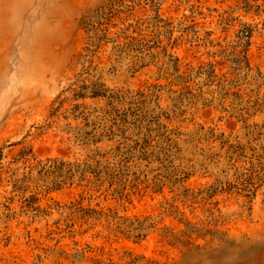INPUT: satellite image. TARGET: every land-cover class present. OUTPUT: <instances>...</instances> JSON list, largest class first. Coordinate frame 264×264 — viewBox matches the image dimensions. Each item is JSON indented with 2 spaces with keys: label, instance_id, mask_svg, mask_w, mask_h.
<instances>
[{
  "label": "rangeland",
  "instance_id": "rangeland-1",
  "mask_svg": "<svg viewBox=\"0 0 264 264\" xmlns=\"http://www.w3.org/2000/svg\"><path fill=\"white\" fill-rule=\"evenodd\" d=\"M245 1L0 0V264H264V151L253 143V164L225 158L211 131L247 144L245 123L216 105L179 109L174 78L125 49L153 39L160 16L174 38L193 27L168 46L181 74L211 63L223 75L218 52L247 24L249 60L264 72V0H250L259 12ZM89 157L121 165L120 178L59 187L43 169ZM72 203L152 227L136 239L75 221L71 235Z\"/></svg>",
  "mask_w": 264,
  "mask_h": 264
},
{
  "label": "trees",
  "instance_id": "trees-1",
  "mask_svg": "<svg viewBox=\"0 0 264 264\" xmlns=\"http://www.w3.org/2000/svg\"><path fill=\"white\" fill-rule=\"evenodd\" d=\"M254 2L256 1L254 0ZM245 8L246 11L255 10L259 12L261 7L256 3H251L250 0H246ZM228 21L227 19L226 24H228ZM153 25L157 30L153 39L131 38L129 43L126 44V48H124L130 53L137 52L134 57L141 62H145L147 58L157 61V65H160L161 70H165L167 77L174 78L170 84L181 86L180 92L174 91V93H177L175 106L179 109L186 103L191 105H197L198 103L209 106L216 105L245 123V127L248 129L247 136L253 137L247 144H242L239 141L231 142L224 135H216L214 131H211L209 139L213 142H219L221 150L227 149L225 158L235 162L245 159L251 164H253L252 160L254 158L262 160L264 152L263 155L257 154V147H254L253 143L260 145L264 151V123L248 124L252 117L264 112V72L260 69L255 71L248 57L254 28L245 24L238 32V39L235 44L229 47L222 46V49L218 52L229 64L228 72L219 75L215 65L209 63L192 69L190 73L183 75L181 74L179 59L173 53H169L168 46L171 42L173 47L177 46L184 33L190 32L193 27L183 29L182 35L174 38L175 25L173 22L157 16L153 21ZM163 37L169 41L166 46L163 45ZM156 49L157 52H153ZM159 121L160 116H157V123L161 125ZM162 127L167 128V126ZM248 151L252 152L250 157ZM97 155L103 157L102 154ZM221 157L223 156L219 152L211 156V159L218 160ZM120 167L121 165H111L109 161L104 163L102 160H97V157H89L85 161L49 159L43 169L55 176V184L59 187L68 183L73 184L76 180L80 184L86 182L87 185L100 187L106 181L110 182L112 186L116 179L120 178ZM244 181L242 185H246L243 190L249 192V196L253 194L251 188L255 186L253 174H250ZM236 187L237 185H230V188ZM33 203L35 201H30L27 206L32 208ZM67 217L73 222L68 224L66 228L71 235H74L72 228L75 226V221L80 222L81 227L84 224H91V228L102 224L104 221L105 228L110 232L129 238L135 237L136 239L145 238L147 234L144 231L152 227V225L146 227L145 223L139 220L130 222L128 218L119 217L118 213L112 210L106 213L95 209H84L81 203H72L69 206ZM88 231L89 229H86L83 233ZM177 241H180V239L173 238L170 243L175 245ZM184 243L188 244L189 242Z\"/></svg>",
  "mask_w": 264,
  "mask_h": 264
}]
</instances>
